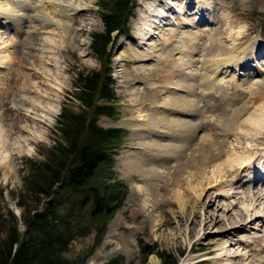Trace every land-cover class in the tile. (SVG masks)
Instances as JSON below:
<instances>
[{"label":"rangeland","instance_id":"obj_1","mask_svg":"<svg viewBox=\"0 0 264 264\" xmlns=\"http://www.w3.org/2000/svg\"><path fill=\"white\" fill-rule=\"evenodd\" d=\"M0 1L7 2V6L2 7H13L12 0ZM73 1L79 5L78 9L67 11V16L63 18L64 15H60L59 19L53 13L55 7L50 0H34L32 6L23 3L26 13L31 16L24 25V33H16V29L11 25L12 20H8L9 23L6 25L5 15L0 11V16L3 18H0L2 20V24L0 23L1 213L7 219L14 215L17 228L22 232L25 227L23 222L28 213L30 215L36 207H39L38 209L42 207L44 199L37 201L35 195L26 191L27 177L34 163L49 160L51 156L53 158L59 156V152L54 148L56 145H67L68 141L63 136L62 126L57 124L58 116L66 109L70 112V118L77 115L83 118L85 123L96 118L99 127L119 128L122 136L116 147L110 148L108 152L111 155L110 160L101 165L95 174V179L93 177L91 180V183H95L93 185L113 193L114 199L120 198L118 206L109 215L92 218L91 202L88 197L82 209L78 208L70 212L71 206L75 205L77 200H81L86 192L72 196L70 202L67 201L60 209L61 214L71 215L69 219L73 225L72 240L67 250L63 252L65 258L78 264H89L97 252H100V257L95 256L96 262L102 259V255L119 248L101 263L107 264L117 260L119 264H163L161 254H169L177 260V264H264V249L259 251L261 247H258V245L264 246V219L246 223L233 235L217 242L223 234H216V231L223 230L219 224H214L212 218L217 214L214 208L216 205H227L230 212L227 215L223 214L222 225L228 228L234 227L235 225H229L226 219L234 221L233 217H236L237 213L242 214V208L250 205L244 196L252 197L256 194L244 187L241 190L245 191V195L240 193L233 196L229 188L231 182L228 180H234L235 177H228V174L225 176L222 168L228 159H236L239 164L242 162L245 164L253 158V155L263 156L264 135H255V132L241 128L238 131H243L239 134L228 137L226 154L214 161L205 174L202 186L206 189L204 194L206 196L202 197L203 209H200L199 204L192 203L190 192L186 193L185 190L182 164L187 162V155L184 154L182 160L178 156L163 158L155 155L159 153L152 142L161 140V137L149 131L154 129L149 126L155 122L154 115L157 116L156 109L150 104L157 100L158 94L157 90L146 82L151 79L155 82L162 81L161 84H164L175 76L180 77L182 70L176 62L183 55L182 51L191 47L195 40L198 41V54L205 56L208 51L214 53L217 43L223 48L228 34L234 33L235 35L232 36H236L239 31L243 34L238 37V42L247 48L249 56L247 65L263 67L262 74L257 77L264 79L262 55L264 49L261 50L259 59L250 56L251 50H254L260 41L261 48L264 45V0H200L210 6L215 23L186 29L181 35H175L177 27L171 24L172 28L165 32L168 45L161 44L159 52L156 48H152V51L148 50V46L143 45L139 40L141 36H147L143 22L145 17L150 15L149 8L155 9L156 13L160 14L168 7L167 4L171 3L172 9L176 11L173 13L174 17L167 16L170 19L168 23H175L178 14L187 11L189 9L186 8L187 6H195L197 0H134L132 14L129 15L127 22L128 33L126 35L115 33L111 43L107 44L109 55H104L102 59H99L91 48L93 34L105 31L100 16L103 8L100 4L101 0ZM107 2L109 4V1ZM193 11L194 9H190L188 15L191 20H194L195 16ZM40 15H45L48 19H58V22L62 20L63 24L71 28L66 29L64 25L45 22L41 33L29 35L27 32L39 24L36 17ZM203 28L207 30L202 31ZM253 41H256L254 45ZM17 42H21V46ZM32 42H35V45H32L30 50L33 52L34 46L37 49L33 52L35 56L30 64L25 60L22 50L27 51ZM157 42L154 44L157 45ZM210 42L215 43V46H212L213 50L208 49ZM9 55L11 60L7 62L8 59L5 58ZM105 64L110 69L108 75L113 79L108 87L113 91V98L107 101L98 97L96 93L92 97V104L89 106L82 104L77 96L78 75L99 72L100 79H103L105 74L107 75L106 71L104 73ZM195 70L198 73L196 96L207 115L205 123L203 122L206 128L201 131L202 134H209L212 131L216 115L221 118L230 116L243 105L245 110L239 121L249 119L251 113H255L257 118L262 117L259 107H264V99L260 96L261 100L249 101L252 97L249 91L252 89L254 78L237 80L228 77L225 80H218V77H211L200 64L195 66ZM21 72L29 75L24 77ZM207 78L212 82H208ZM25 83L32 85V92L29 93L32 102L15 104L22 86L23 93L26 92ZM208 87L214 89L213 94H208ZM220 88L232 98L229 103L222 99ZM213 95H217V98ZM254 97L259 99L257 94ZM233 99L237 102H233ZM104 105L110 107L108 111L113 115L95 116L96 106ZM159 111H162V115L168 113L165 108ZM64 122L71 123L66 117ZM140 123L144 125L142 130L146 136V138L142 136L144 139L140 138L138 133L140 128L136 130L135 127ZM87 137V133L83 132L79 141ZM170 140L168 139L167 142ZM144 142H150L151 146H144L146 145ZM236 146H241L242 149L234 151L230 149ZM256 147L262 150L251 153L250 149ZM167 149L166 147L161 153L168 152ZM229 150L230 154H228ZM134 159L136 165L141 164L144 169L140 170L137 166L130 167L129 162ZM262 162L257 160L252 164L253 169H249L246 178L247 175L250 177L256 173L261 174V171L263 175ZM244 166L236 165L234 173L238 170L243 172ZM156 168L163 174L154 172ZM216 169L214 174L213 171ZM256 176L260 178L261 175ZM206 179H211L212 183L209 184ZM220 180L225 181L217 188H211ZM257 183L255 185V182L248 181L246 188L253 189L255 185L257 187L255 192L264 193V185L259 181ZM136 184L150 190L147 210H143L140 195L134 189ZM176 184L189 201L184 209L173 197ZM220 192L223 194L221 198L217 197ZM208 200H212L215 206L207 207L203 212ZM263 206L264 204L258 205L253 214L255 212L263 214L261 211ZM193 211L200 214L196 215ZM203 221H206L205 225ZM144 244H148L153 249V252L147 256L141 250Z\"/></svg>","mask_w":264,"mask_h":264},{"label":"bare ground","instance_id":"obj_2","mask_svg":"<svg viewBox=\"0 0 264 264\" xmlns=\"http://www.w3.org/2000/svg\"><path fill=\"white\" fill-rule=\"evenodd\" d=\"M50 1L55 7L54 8L55 11H53V13L56 17H58V19L59 17H61L60 15H64L63 16L64 18L67 16L66 15L67 11H76L79 7V5H77L73 0H50ZM11 3L13 4V7L11 6V8L10 7L7 8V7H2L3 5L7 6V2L0 1V11L3 12V15H5L4 20H6V25L9 23L8 20H12L11 25H13L14 28L16 29V33L18 32L24 33L25 32V29L23 30L24 25L27 22V19L29 20L31 19V16H28V14L26 13V8L23 3L29 6H32L34 4V0H12ZM186 8H189V9L187 11L184 10L180 14H178V17L176 18L175 23H170V22L168 23L170 19L167 16L174 17L175 15L173 14L175 11L174 9H172V6L170 4H169V7L165 8V10L163 9L160 14L156 13L155 9L150 7L149 8L150 15H147L143 22L145 26L144 30H146V33L145 32L144 33L147 34V36L143 35V37L141 36L139 38L141 43L143 45H147L148 50H151L152 48L153 49L156 48L159 52L161 51L160 50L161 44L162 46L164 44L165 45L167 44L165 32L169 30L170 28H172L170 27L171 24L172 26L176 24L177 29L175 31L176 33L175 35H181L182 33H185L186 29L188 30V29L197 28L196 26H194L196 25L195 22H193V20H191L188 17V15L190 14V9H194L193 12L197 14L194 16V18H197V20L204 19L205 22H208V20H213L212 15H211L212 11H211L210 6L205 4L204 2H201L200 0L196 1L195 6L191 5L190 7L187 6ZM0 18H2V16H0ZM36 18L39 24L35 28H33V30H30L29 32H27L29 35L30 33H33V34L41 33L43 29V25H45V22L54 23L55 25H64L66 29L71 28L69 27V25L63 24L62 20L61 22H58V19H54V20L48 19L46 18L45 15H40ZM0 23L2 24L1 19H0ZM206 30L207 28L202 29V31H206ZM197 31L198 30L196 29L195 32L197 33ZM240 34H243V33L239 31L237 32L236 36H232V35H235L234 33L228 34V36L225 38L226 44H224L223 48H220L218 43L215 44L213 42L212 44L211 43L212 41H211L209 44L210 47L208 49H212L215 45H216V49L213 54L210 53V51H208L205 54V56L204 55L200 56L198 54L199 53L198 41L195 40V42L193 43L191 47L182 51L183 55L180 56L178 59V62H176L180 65V69L182 70L180 77L176 78L175 76L172 80H169L165 82L164 84L163 83L161 84L162 81L155 82L151 79L146 81L151 86V88H154L157 90V94H158L157 100H155L154 103L150 104L153 109H156L155 114L157 115V116L154 115L153 117L155 119V122H154L155 125L153 124L149 126L154 129L152 131L147 129L150 132L158 134L159 137H161V140H158L157 142H152L156 148L157 153H159L155 155L157 157H163V158H166V157L174 158L178 156L180 157L179 159L181 160H182V157H184V154L187 155L188 157L187 162L186 163L182 162L183 163L182 165H184V168H182V172H183V181L186 185L185 190H186V193L187 191L190 192V195H191L190 198L192 200V203L196 205L199 204L200 209L201 208L203 209V204L201 205V201L203 200L202 197L206 196L204 195L206 193V189L202 186V182L205 181L204 180L205 174L208 173V169L212 166V163L214 161H216L218 158L224 155V153L226 154L225 148H227L228 137L235 136V134H239L241 131H243V130L238 131L241 128L243 129L246 128L248 131L255 132V135H259V136L264 135V109H263L264 107L263 106L259 107V111L261 112L262 117L259 116L257 118L255 117V113H251V117L249 119L246 118V120L244 121H239L241 114H243V111L245 110L244 105L236 109L234 113L230 116H227V117L223 116L221 118L216 115L214 117L215 121H214L213 128H211L212 131L209 134H202V132L206 128L204 125L205 123L204 121L207 118V115L205 113V109L201 107L200 101L196 96V92H197L196 90L198 87L196 79H197L198 73L196 72L197 70H195V66L197 64H200V66L203 67V69L206 70L211 77H218V80L219 79L225 80L228 77L230 78L234 77L235 79L236 78L235 74H237V76L240 77L239 80H241L242 78L243 79H246V78L253 79L254 78L252 89L251 91H249L250 97L252 95V97L249 98V101L252 100L253 102H256L258 100H261L260 99L261 97L262 99H264V79L263 78L260 79L257 77L258 74H262L263 67H256V66L250 67V65H247L249 61L248 60L249 56L246 50L247 48L242 46V43L238 42V39H239L238 37L240 36ZM11 40L14 41L13 39ZM156 41H158L157 45L154 44ZM255 42L256 41H253L252 44L254 45ZM17 44L21 46V42H17ZM32 45H35V42L34 43L32 42L28 46V48L29 47L30 48L27 49V51L22 50L25 60L28 61L30 64H32L31 59L34 58L35 56L33 52L37 49L36 46H34L35 50H33L32 52L30 50ZM263 49H264V45H263V48H261V45H260L257 48H255V51L251 50V58L254 57L255 59H259V53ZM201 57H204V58L201 59ZM5 60L9 62L11 60L10 55L7 56ZM232 69L234 72L232 71ZM21 75L25 77V76H28L29 74L27 73L26 75L24 72H21ZM209 81H211V79H209L208 82ZM24 87L26 88L25 91L27 93L26 92L23 93V86H22L21 93L16 98L15 104L20 103V105H23L27 101L29 103L32 102L31 97H29V93L32 92V85L30 83L29 84L25 83ZM208 88H209V90H207L208 94H213L214 89L212 87H208ZM219 90H220L222 99L229 103V100H232L229 94L225 93V90H223L222 92V88H220ZM256 94L259 95V99L254 97ZM164 108L168 111V113L166 112V115H162V111H159L160 109L163 110ZM161 116H164V117H161ZM196 117L198 119L195 120ZM140 121H142V119H140ZM135 127H136V130L140 128L138 133H140V136H141L140 138L144 139V137H142V136H145L142 133L144 125L140 123V124H136ZM168 139H171V140L167 142ZM149 140L151 141V139ZM144 143L146 144L144 146H148V147L151 146L150 142H144ZM166 147L168 148L167 149L168 152L162 154L161 152L164 151ZM230 149L234 151L235 149H242V147L236 146ZM260 150H262V148L260 147L250 149L251 153L254 151L258 152ZM228 154H230V150ZM135 160L136 159L131 160L129 162L130 167L137 166L140 168V170L144 169L142 168L141 164L136 165L137 163ZM257 160L260 162L263 161L262 165L264 166V152H263V156L253 155V158L248 163L245 162V164H242L243 162L239 164V162L236 159H228L227 162L224 163L223 165L224 167L222 168V172H225V176L226 174H228L227 175L228 177H231V176L235 177L234 180L232 179L228 180L231 182L229 188L232 191L233 196L240 194V193H243L245 195V191L243 189L241 190V188H244V187H245L244 189L250 190L256 195H253L252 197L244 196L246 200L248 199L250 205L248 207H243L244 208V209L242 208L243 213L242 214L237 213L236 217H233L234 221H229L228 219H226L229 225L230 224L235 225L234 227L230 226L229 228L226 227L225 225H222V223L224 222V219L222 218V216L223 214L227 215L230 212L229 207L227 205L221 206L220 204L214 207L215 203H212V200H208V202L206 201L207 205L205 206V209L203 210V212L206 210L207 207H214L215 213L217 212L216 216L214 217L213 215L212 217L214 224L216 223L219 224L220 228L223 230L222 232L216 231L217 232L216 234L218 233L223 234L220 238L217 239V242H221L226 237L233 235L234 232H237V230L240 229L242 226H244L246 223H250L257 219L259 220L264 219V206L261 208V211H263V214L262 213L257 214V212L253 214L254 210L258 208V205L262 206L264 204V193L254 191V190H257V187L255 185L258 184L257 183L258 181H263V184H264V177H260L262 178L260 179V178H257L256 176V175H262V171L260 172L261 174L256 173V175H251L250 177L249 175H247V178H246V173L249 171L250 168H252L251 165L254 164ZM243 161H245V159H243ZM236 165H238V167L240 165L242 166L245 165L242 168V170L244 171L239 172L238 170L237 173L236 172L234 173V170H235L234 168ZM154 170H155L154 172H156L157 174H163L157 168ZM216 171L217 169L213 171V173L215 174ZM165 178H166V175H165ZM206 181L209 184L212 183L211 179H206ZM224 181L225 180H222V181L220 180L216 182V184L213 185L211 188H217L218 186L223 184ZM248 181L255 182V185H253V189L252 187L246 188V184L248 183ZM177 185L178 184L174 185V192H173L174 196L173 197L178 201L182 209H184L188 205L189 201L187 197L184 196L183 190ZM236 188L239 190L234 191L233 189H236ZM134 189L140 195L143 210H147V206L149 204V192H150L149 188H145L141 185L136 184L134 186ZM222 195L223 194L220 192L218 193L217 197L219 196L221 198ZM193 213H196L197 215L199 212L193 211ZM205 224H206V221H203V225ZM258 247H261L259 251H262L264 249V246L258 245ZM117 250H119V248L112 249L106 255H102L101 256L102 259H100L98 262H96L95 258L97 257V255L100 257V254H99L100 252H97L94 255V257L91 259L89 264H102L101 262L103 260L107 259Z\"/></svg>","mask_w":264,"mask_h":264},{"label":"trees","instance_id":"obj_3","mask_svg":"<svg viewBox=\"0 0 264 264\" xmlns=\"http://www.w3.org/2000/svg\"><path fill=\"white\" fill-rule=\"evenodd\" d=\"M109 1V4H107ZM102 10L100 16L105 25L103 33H94L91 48L99 59L109 55L107 44L112 41L111 33H128L127 22L132 14L134 0H101ZM117 34L115 35V37ZM107 63H109L107 59ZM106 67V64H105ZM107 75L103 79L99 72H91L82 76L78 75L76 88L78 98L82 104L89 106L94 94L105 98H113V91L108 87L113 79L108 75L109 68H105ZM104 76V74H103ZM107 105L96 106L95 116L102 114L112 116ZM69 111L62 110L58 116L67 145H56L54 148L59 156L46 161L34 163L26 182V191L35 195V199H44L42 207L24 219V230L17 228L14 215L5 218L0 211V264H78L63 256V252L73 237V225L68 214H61L60 209L71 200V197L80 192H86L81 200L71 206L70 212L82 209L87 202H91V217L109 215L116 209L120 198L114 199L113 193L104 191L91 183L92 178L102 164L110 160L108 154L119 143L122 136L121 129L102 128L96 124V118L85 120L80 116L71 117ZM64 117L71 123L66 124ZM85 125V126H84ZM83 132L87 138L79 141ZM145 256L153 252L148 244L141 246ZM163 264H177V260L169 254H161ZM107 264H119L112 260Z\"/></svg>","mask_w":264,"mask_h":264},{"label":"water","instance_id":"obj_4","mask_svg":"<svg viewBox=\"0 0 264 264\" xmlns=\"http://www.w3.org/2000/svg\"><path fill=\"white\" fill-rule=\"evenodd\" d=\"M113 34H114V32H113Z\"/></svg>","mask_w":264,"mask_h":264}]
</instances>
